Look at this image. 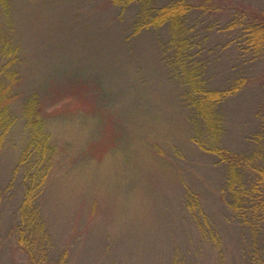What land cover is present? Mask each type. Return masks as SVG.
<instances>
[{
	"label": "rangeland",
	"instance_id": "1",
	"mask_svg": "<svg viewBox=\"0 0 264 264\" xmlns=\"http://www.w3.org/2000/svg\"><path fill=\"white\" fill-rule=\"evenodd\" d=\"M194 1L204 5L190 24L209 86L246 78L220 104L225 133L212 144L259 151L264 165V52L253 58L243 31L231 28L264 0H211L212 9ZM120 10L110 0H0V75L17 68L21 78L0 149V264L31 263L16 233L25 174L43 183L37 204L50 258L264 264V229L252 234L228 207L225 165L198 142L207 138L159 64L156 33L128 39L137 6ZM34 93L46 127L33 146L24 110Z\"/></svg>",
	"mask_w": 264,
	"mask_h": 264
},
{
	"label": "trees",
	"instance_id": "2",
	"mask_svg": "<svg viewBox=\"0 0 264 264\" xmlns=\"http://www.w3.org/2000/svg\"><path fill=\"white\" fill-rule=\"evenodd\" d=\"M110 1L116 7H120L121 14L133 5L137 6L136 18L128 39L145 31L152 30L156 33L155 41L158 45L156 55L161 61L159 64L167 71L168 79L179 84L182 103L193 109L195 119L200 121L203 136L207 138V141L197 139L198 142L204 150L214 153L219 158L218 164L225 165L226 180L222 193L228 207L236 213L243 225L253 232L252 234L262 233L264 229V165L258 162L262 155L259 151L250 154L231 152L224 146L212 144L214 140L220 142L225 133V121L220 104L241 90L246 78H237L225 88L209 86L206 77L207 64L200 55L199 43L190 24V15L193 10L196 6L204 8V5L202 3L197 5L194 0H169L162 4L159 0ZM206 1L212 9L214 1ZM231 24V28L239 27L243 31V42L246 41V45L248 43L247 48L251 49L253 58L263 54L264 10H246L242 18L233 19ZM11 47L9 44V49ZM3 50L0 56L4 55ZM14 70L17 73L15 71L8 73L9 77L0 75V149L6 133L17 118L10 104L14 98L18 97L17 90L21 78L18 76L20 71L17 68ZM25 103H27V108L24 110L27 125L31 126L29 127L30 145L34 143V146L45 133L46 112L38 93H34ZM51 168L49 167L48 170ZM46 172L47 169L42 175L43 177L46 175L47 178ZM42 184V180L35 179L31 175H24V195L19 208L20 219L16 225L18 246L27 254L30 264H68L65 253L57 260L50 258L47 252L50 244L49 232L41 208L37 204ZM38 254H41L39 260Z\"/></svg>",
	"mask_w": 264,
	"mask_h": 264
}]
</instances>
